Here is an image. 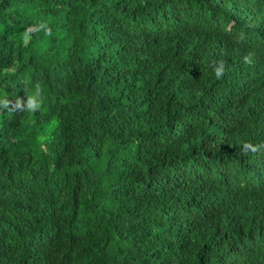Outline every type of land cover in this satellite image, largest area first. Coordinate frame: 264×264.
I'll return each mask as SVG.
<instances>
[{"label":"trees","instance_id":"1","mask_svg":"<svg viewBox=\"0 0 264 264\" xmlns=\"http://www.w3.org/2000/svg\"><path fill=\"white\" fill-rule=\"evenodd\" d=\"M0 264H264V0H0Z\"/></svg>","mask_w":264,"mask_h":264},{"label":"clouds","instance_id":"2","mask_svg":"<svg viewBox=\"0 0 264 264\" xmlns=\"http://www.w3.org/2000/svg\"><path fill=\"white\" fill-rule=\"evenodd\" d=\"M246 62H249V61H247V58H246ZM224 72H225L224 63L223 62H219L214 67L215 77L217 79L221 78L223 76ZM39 95H40V93H39V91H37L35 97H29L28 104H27L28 110L35 111V110H37L39 108L40 103H39V100L37 99V97H39ZM244 147H245V149H252L253 151H255V149L252 148V146L250 144H246Z\"/></svg>","mask_w":264,"mask_h":264}]
</instances>
